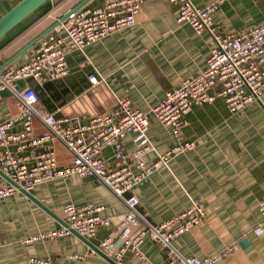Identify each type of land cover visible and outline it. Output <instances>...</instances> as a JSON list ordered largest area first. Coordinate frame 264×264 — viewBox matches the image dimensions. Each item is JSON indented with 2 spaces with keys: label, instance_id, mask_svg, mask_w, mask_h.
<instances>
[{
  "label": "crops",
  "instance_id": "crops-1",
  "mask_svg": "<svg viewBox=\"0 0 264 264\" xmlns=\"http://www.w3.org/2000/svg\"><path fill=\"white\" fill-rule=\"evenodd\" d=\"M21 1L0 0V19ZM113 1L49 0L0 39V70L26 64L38 44L25 52L24 49L54 30L70 12ZM190 1L205 8L216 0ZM178 15V7L169 0L146 1L133 27L118 31L83 52H70L67 76L46 82L20 81L17 89H34L44 110L79 122L110 112L119 98H128L135 109L147 111L160 103L167 92L202 73L215 47L211 34H199L189 25L178 24ZM212 19L213 25L225 34L242 33L264 24V0H226ZM92 75L97 84L89 81ZM219 91L220 87H214L210 94ZM17 113L16 99L9 91L1 92L0 124ZM185 120L183 142L192 143L194 148L158 169L126 198L135 196L138 210L153 225L164 223L189 209L193 200L201 199L206 218L174 242L176 250L184 257L205 258L230 249L218 264H264V237L254 234L263 220L260 203L264 201V97L234 115L218 97L211 104L195 105ZM34 127L36 135L44 132L38 120ZM20 130L21 126L15 128ZM148 136L155 151L146 155L147 162H154L158 153H165L177 143L172 130L155 119L150 121ZM123 145L132 165L136 134H126ZM50 148L56 152L60 166L72 164V153L59 140L34 152ZM113 152L109 147L102 153L110 165ZM6 183L0 178L1 185ZM29 193L48 211L22 192L0 200V264H29L30 257L48 258L52 264H110L91 245L101 250V243L113 236L123 222L127 206L105 184L94 176H75L42 184ZM68 203L100 206L101 215L109 218L111 224L100 228L95 238L87 239L91 245L79 234L51 242L25 243L31 237L62 227V209ZM142 251L152 264H167L164 251L151 241H145ZM74 255L85 259L70 260ZM124 264L142 263L128 253Z\"/></svg>",
  "mask_w": 264,
  "mask_h": 264
},
{
  "label": "built area",
  "instance_id": "built-area-1",
  "mask_svg": "<svg viewBox=\"0 0 264 264\" xmlns=\"http://www.w3.org/2000/svg\"><path fill=\"white\" fill-rule=\"evenodd\" d=\"M146 1L149 0H115L97 8L74 10L38 43L26 64L0 72V93L9 91L18 107L16 115L0 124V171L28 193L37 186L59 179L98 178L127 206L115 234L101 243L103 253L116 264H124L128 253L142 264H152L142 251L146 240L164 251L167 264H218L228 256L230 249L211 257L197 258L184 257L173 245L205 220L206 206L201 199L193 200L189 209L164 223L153 225L138 210L139 200L125 195L158 169L168 166L172 159L194 148L192 143L183 142L182 129L187 124L185 117L195 105L211 104L221 97L229 113L234 115L263 99L264 24L242 33L225 34L213 25L212 17L226 0H216L205 8L196 7L190 0H169L178 7V24L189 25L199 34H211L215 47L202 73L167 92L160 103L147 111L135 109L128 98H119L110 112L79 122L72 118H57L44 110L34 89L23 92L17 89L20 81L46 82L67 76L70 52H83L88 46L133 27ZM89 81L97 84L94 75ZM214 87H220V91L211 95ZM151 119L169 127L177 143L165 153H158L154 162H147L146 155L155 151L148 136ZM35 120L44 127L40 135L35 133ZM18 126L21 130L15 131ZM128 133L136 134L137 147L132 165L124 153L123 138ZM53 140L61 141L72 153L71 165L60 166L52 148L34 152ZM109 147L114 151L112 165L102 157ZM20 189L8 181L6 185L0 184V200L19 193ZM102 210L100 206L68 203L62 209L66 227L31 237L25 243L56 241L73 231L86 239L95 238L100 228L111 224L109 218L101 215ZM260 213L263 220L254 229V234L264 237V201L260 203ZM69 259L85 257L74 255ZM28 262L52 264L51 259L39 257H30Z\"/></svg>",
  "mask_w": 264,
  "mask_h": 264
},
{
  "label": "water",
  "instance_id": "water-1",
  "mask_svg": "<svg viewBox=\"0 0 264 264\" xmlns=\"http://www.w3.org/2000/svg\"><path fill=\"white\" fill-rule=\"evenodd\" d=\"M49 0H23L18 5H16L13 9H11L7 14H5L0 19V39L3 38L6 34H8L11 30H13L15 27H17L20 23H22L25 19H27L29 16H31L34 12H36L40 7H42L45 3H47ZM53 31V29L49 30L47 33H45L40 38L33 41L30 45H28L23 52L29 50L31 47L38 44L48 33ZM13 61V60H12ZM11 62H9L5 67L10 65ZM3 71L0 70V72ZM34 80V79H29ZM51 113V112H50ZM53 114V113H52ZM56 116V115H55ZM57 118H64V117H58ZM0 175L6 179L10 184L16 186L20 189L19 185L12 182L10 179H8L1 171ZM20 192L27 195L31 200H33L36 204H38L40 207H42L44 210L48 211L46 207H44L40 202H38L34 197L28 193L27 191L20 189ZM62 225L64 227L67 226V224L63 221ZM72 234H78L76 232H72ZM85 242L90 244V242L83 238ZM91 245V244H90ZM91 247L97 251L99 254H101L110 264H116L111 258H109L107 255H105L101 250L97 249L95 246L91 245Z\"/></svg>",
  "mask_w": 264,
  "mask_h": 264
}]
</instances>
